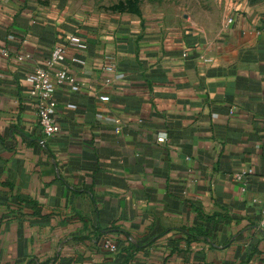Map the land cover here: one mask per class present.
Returning a JSON list of instances; mask_svg holds the SVG:
<instances>
[{
  "label": "crops",
  "instance_id": "crops-1",
  "mask_svg": "<svg viewBox=\"0 0 264 264\" xmlns=\"http://www.w3.org/2000/svg\"><path fill=\"white\" fill-rule=\"evenodd\" d=\"M224 6L208 35L0 0V264H264V0ZM67 37L44 136L27 78Z\"/></svg>",
  "mask_w": 264,
  "mask_h": 264
},
{
  "label": "rangeland",
  "instance_id": "rangeland-1",
  "mask_svg": "<svg viewBox=\"0 0 264 264\" xmlns=\"http://www.w3.org/2000/svg\"><path fill=\"white\" fill-rule=\"evenodd\" d=\"M71 13L93 18L125 17L157 21L217 34L226 18L224 0H52Z\"/></svg>",
  "mask_w": 264,
  "mask_h": 264
},
{
  "label": "built area",
  "instance_id": "built-area-1",
  "mask_svg": "<svg viewBox=\"0 0 264 264\" xmlns=\"http://www.w3.org/2000/svg\"><path fill=\"white\" fill-rule=\"evenodd\" d=\"M235 17V10L231 9L226 15L225 22L231 24ZM69 47L85 50L87 48V43L79 38L67 37L66 44H54L51 48L49 57L45 60L44 67H36L35 70L29 77L27 81L29 83L28 95L35 104L36 114L38 118V124L40 130L44 136H50L59 130V125L55 118V109L57 102L54 97L55 89L57 86L61 85L66 81L71 80V76L68 70L64 67H60L59 64L63 62L67 55V49ZM182 57L187 54L183 52ZM31 58L30 53H22L16 57L19 61H25ZM70 62L77 63L79 65H85L86 59L77 55L70 56ZM101 69L111 71L110 66H101ZM111 79L106 77L103 80L105 85L109 84ZM101 101H108L109 96L106 94H101L98 96ZM118 122V120H115ZM156 140L158 143H165L167 140V133L161 131L157 134ZM252 172V168H246L243 171L237 173L235 178L238 180L243 179ZM261 215V227L264 235V201L260 209ZM105 246L112 252L116 250V245L111 241L107 240Z\"/></svg>",
  "mask_w": 264,
  "mask_h": 264
},
{
  "label": "trees",
  "instance_id": "trees-1",
  "mask_svg": "<svg viewBox=\"0 0 264 264\" xmlns=\"http://www.w3.org/2000/svg\"><path fill=\"white\" fill-rule=\"evenodd\" d=\"M51 51V50H50ZM10 133H12V130L10 131ZM137 247H138V245H137Z\"/></svg>",
  "mask_w": 264,
  "mask_h": 264
}]
</instances>
